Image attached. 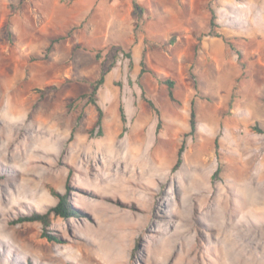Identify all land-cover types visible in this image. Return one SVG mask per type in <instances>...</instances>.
Wrapping results in <instances>:
<instances>
[{
	"label": "rangeland",
	"instance_id": "obj_1",
	"mask_svg": "<svg viewBox=\"0 0 264 264\" xmlns=\"http://www.w3.org/2000/svg\"><path fill=\"white\" fill-rule=\"evenodd\" d=\"M53 191L79 216L12 224ZM228 234L264 264V0H0V264H221Z\"/></svg>",
	"mask_w": 264,
	"mask_h": 264
},
{
	"label": "trees",
	"instance_id": "obj_2",
	"mask_svg": "<svg viewBox=\"0 0 264 264\" xmlns=\"http://www.w3.org/2000/svg\"><path fill=\"white\" fill-rule=\"evenodd\" d=\"M133 6H134V12L137 13V11H135V10L138 9V5L135 1L133 2ZM211 16L212 17H211L210 25L212 28H214L216 26L215 16L213 13ZM215 37H220V36L218 34H215ZM53 42L55 43V42H57V40H55ZM50 48L51 47H49V49ZM146 73L153 75L158 80V82L160 84L166 85L168 87L169 99L173 102H176L175 95H174L175 82L172 79H162L161 77H159L154 71H151L147 68L145 59H142V61H141V72H140L139 78H141ZM104 83H105V74H103L100 77V79L92 86V92L89 96L90 102L96 107L97 112H98V118H97V122L95 125L96 127L100 126L102 124L104 115H103V110L97 104V101L94 99V96L97 93V91L99 90V88ZM141 89H142L143 99L147 102V104L150 106V108L152 110H154L157 113V115L159 116V112L156 109L155 104L151 100L146 98V89L144 88L143 85L141 86ZM119 112H120L121 121L125 124L126 123V116H125L124 108L122 106L119 107ZM161 124H162V122H161V119L159 118V121H158V124L156 127L157 131H160ZM197 125H198V121H197L196 102H195V100H192L191 101V107H190V131H189L188 135L194 136L196 134ZM255 130L259 131L260 133H263V131L261 129H258L257 127H255ZM216 146H218L217 141H216ZM183 152H184V146L182 145L178 149L177 160H176V163L174 164V166L172 168V172L177 171L181 167L182 162H183V159H182ZM220 171H221V167H218L217 171L212 176L213 180H217V177L219 176ZM53 195L58 199V202L55 206L49 207V209L46 213L43 214L40 212H35V213H31L29 215H21L18 219L14 220L12 222V224L25 223V222H38V223H41L43 225V227L46 229L51 224V220H50L51 215H53L56 218H61L64 220L79 216V210L76 209L70 203V201L68 200L67 193L61 194L59 192L53 191ZM41 238L47 239L48 242H55V243L60 242V240L57 237L47 233L46 231L42 232Z\"/></svg>",
	"mask_w": 264,
	"mask_h": 264
},
{
	"label": "bare ground",
	"instance_id": "obj_3",
	"mask_svg": "<svg viewBox=\"0 0 264 264\" xmlns=\"http://www.w3.org/2000/svg\"><path fill=\"white\" fill-rule=\"evenodd\" d=\"M10 108H11V112H10V116H11V118H16V117H18V116H20L21 115V113H22V109H21V105H19V104H15V103H11L10 104ZM52 124V123H51ZM50 124V125H51ZM13 125V124H12ZM17 126V125H16ZM13 128H14V126H13ZM51 128V127H50ZM16 129H17V127H16ZM34 131V130H33ZM47 131V130H46ZM52 137V136H51ZM3 144H5V143H3ZM3 146V145H2ZM5 146V145H4ZM23 164H25V163H23ZM195 184H196V182H195ZM132 193V192H131ZM220 216V215H219ZM224 216H222L221 218H223ZM227 217V216H226ZM224 219H228V218H224ZM223 222H226V221H223ZM226 225H228V223H226ZM225 227V226H224ZM228 229V228H227ZM181 233V232H180ZM227 234V233H226ZM225 236V238H222L223 239V243L225 244V246H224V250L223 251H215V253H213L214 254V256H216V254H217V252H219V255L217 254V256H216V262L217 261H219V263H221V264H239L240 262H238L237 261V257H236V255H235V250L237 249V242H236V239H234L233 237H232V234L230 235V234H228V235H224ZM184 237V236H183ZM185 237H187V236H185ZM184 237V238H185ZM177 240V239H176ZM178 240H179V238H178ZM181 240H183L182 239V237H181ZM238 241V240H237ZM183 243V242H182ZM190 251H191V249H190ZM194 250H192V252H193ZM192 252H189V251H187V253L185 252L184 253V255L182 256H179V260H181V261H183V262H185V263H187V264H195L196 262L194 261V259L192 258ZM238 252V251H237ZM245 252V251H244ZM244 252H242L243 254H244ZM242 253H240V254H242ZM237 254H239V252L237 253ZM252 255V254H251ZM250 256V255H249ZM246 259V258H245ZM155 260V259H154ZM242 260V259H241ZM244 260V259H243ZM245 262H247V261H245ZM249 263V262H248ZM247 263V264H248ZM244 264V263H243ZM251 264V263H250ZM255 264V263H254Z\"/></svg>",
	"mask_w": 264,
	"mask_h": 264
},
{
	"label": "crops",
	"instance_id": "obj_4",
	"mask_svg": "<svg viewBox=\"0 0 264 264\" xmlns=\"http://www.w3.org/2000/svg\"><path fill=\"white\" fill-rule=\"evenodd\" d=\"M131 11H132V9H131ZM103 14L105 15V18H106L105 20L110 22L111 25H115V26L120 25L121 26L120 23L122 21H119V19H121L122 13L120 11H118L116 9H106V10H104ZM116 22H118V23H116Z\"/></svg>",
	"mask_w": 264,
	"mask_h": 264
}]
</instances>
